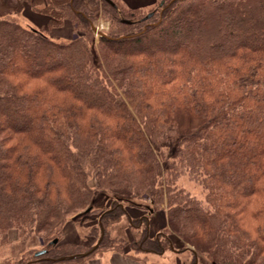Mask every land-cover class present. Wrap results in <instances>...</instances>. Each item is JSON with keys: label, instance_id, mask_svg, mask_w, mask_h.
Instances as JSON below:
<instances>
[{"label": "trees", "instance_id": "obj_1", "mask_svg": "<svg viewBox=\"0 0 264 264\" xmlns=\"http://www.w3.org/2000/svg\"><path fill=\"white\" fill-rule=\"evenodd\" d=\"M24 1L46 24L0 18V241L35 233L47 252L29 264H87L94 245L62 242L66 222L111 199L101 235L145 196L148 213L166 205L167 237L138 218V252L162 253L172 234L203 264H264V0H157L145 14ZM65 22L69 39L48 35Z\"/></svg>", "mask_w": 264, "mask_h": 264}, {"label": "rangeland", "instance_id": "obj_2", "mask_svg": "<svg viewBox=\"0 0 264 264\" xmlns=\"http://www.w3.org/2000/svg\"><path fill=\"white\" fill-rule=\"evenodd\" d=\"M115 1L120 3L119 0ZM97 7L98 10L95 12L96 18L94 25L99 32H107L109 22L103 10V6L99 4ZM150 10H158L157 2L155 7ZM148 11L149 9L141 10V14H145ZM0 18L11 19L22 27L30 26L34 28H37L40 24L41 18L46 21V17L33 12L24 0H0ZM70 25L73 27L71 23ZM63 27L64 25L50 31H53V34L56 32L55 35L64 36L66 35V29H63ZM94 32V44L96 46L99 33L97 31ZM48 35H50V33H48ZM72 35L73 32L71 36ZM177 184L193 196L202 199L203 191L201 187L190 181L185 175L179 178ZM111 204V199H103L102 197L97 198V201L94 203V211L92 210L93 212L88 215L80 216L77 214L71 217L64 225L62 235H58V238L61 239L62 242L81 244L87 247L95 245L98 241L97 237L100 235L96 227L100 219L99 216L106 210L109 211ZM147 204V197L145 196L141 197L139 200L123 201L122 206L126 214L118 217H111L107 220L105 226L106 231L102 229L100 235L101 240L103 235H106L107 244L99 249H97V246V250L94 249L95 251L93 254L88 257L87 264H97V261L106 254H110L111 256L116 254L121 259H132L139 264H203V262H201V260L204 261L202 255H200L199 261H196L191 252L193 247L180 241L172 234L169 236L171 244L169 246L167 245L165 250L160 254L138 252L135 245L130 246L132 240L136 241L140 238L143 226L142 224H140L141 226L137 225L139 224V222L137 223V219L144 216L148 219L147 225L150 235L157 236L159 233L158 236L161 237L159 239L161 241L165 236L167 237V235H165L166 233L164 234L167 228L166 205L160 206V209L151 214V212L148 213L145 210L144 206ZM119 240H125L128 243L120 245L121 247L123 246L121 250H118L119 246H116V243L120 242ZM47 246L48 244H43L38 234L31 233L29 235H23L19 231L10 230L7 239L0 241V264H29L33 262V259L38 260L36 258L39 256H34V253L46 249ZM205 261L207 264H210L207 260Z\"/></svg>", "mask_w": 264, "mask_h": 264}, {"label": "crops", "instance_id": "obj_3", "mask_svg": "<svg viewBox=\"0 0 264 264\" xmlns=\"http://www.w3.org/2000/svg\"><path fill=\"white\" fill-rule=\"evenodd\" d=\"M123 5L130 7V8H137L140 10H147L155 7V4L157 0H119ZM40 24L37 26V28H45L46 21L45 19L41 18ZM63 29H66V35H55L53 34V31H50V37L54 39H69L73 30L69 22L64 23ZM62 30V28H61ZM63 37V38H62ZM114 255V256H113ZM112 256L110 254H106L105 256H102L99 261H97V264H139L137 261L132 259H121L116 254H113ZM94 263V262H93ZM92 264V263H91Z\"/></svg>", "mask_w": 264, "mask_h": 264}, {"label": "water", "instance_id": "obj_4", "mask_svg": "<svg viewBox=\"0 0 264 264\" xmlns=\"http://www.w3.org/2000/svg\"><path fill=\"white\" fill-rule=\"evenodd\" d=\"M103 1H105L108 5H110V6H114V3L111 1V0H103ZM152 14H153V12H149V13H147L145 16H144V19H148V18H150L151 16H152ZM124 22H126V23H129V21H124ZM94 29V28H93ZM102 35V33H99V36H101ZM89 209H87V210H85V212H87ZM102 230V229H101ZM100 240H101V237L99 238V240L96 242V244L92 247V249H91V251H93L94 249H96L97 248V246H98V244H99V242H100ZM56 239H54V240H52L51 242H49L50 244H54V243H56ZM47 252V250L46 249H43V250H40V251H37V252H35L34 253V256H40V255H43V254H45ZM64 258H59L58 260H63Z\"/></svg>", "mask_w": 264, "mask_h": 264}]
</instances>
